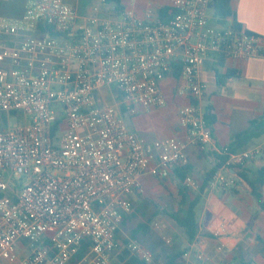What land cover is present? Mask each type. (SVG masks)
Returning <instances> with one entry per match:
<instances>
[{"label": "built area", "instance_id": "2783aa9c", "mask_svg": "<svg viewBox=\"0 0 264 264\" xmlns=\"http://www.w3.org/2000/svg\"><path fill=\"white\" fill-rule=\"evenodd\" d=\"M14 1L0 0V264H110L122 255L152 263L151 250L119 232L133 196L147 195V176L188 164L187 144L167 139L148 150L119 107H164L162 84L178 66L180 95L190 99L180 124L190 144L227 157L212 182L233 186V171L264 147H216L200 71L210 57L264 58V37L211 18L214 0H175L166 22L124 11L86 23L66 0H23L19 14H3ZM113 88L119 106L100 99ZM185 183L199 188L191 176Z\"/></svg>", "mask_w": 264, "mask_h": 264}, {"label": "crops", "instance_id": "0c3cea01", "mask_svg": "<svg viewBox=\"0 0 264 264\" xmlns=\"http://www.w3.org/2000/svg\"><path fill=\"white\" fill-rule=\"evenodd\" d=\"M66 1L76 8L80 22L86 23L93 17L119 19L124 11H132L142 19L166 22L170 19L164 15L161 18L160 11L172 8L175 0H120L121 7L116 3L107 4L105 0ZM232 9L236 14L235 20L243 28L264 37V0H232ZM233 20L230 17L227 24ZM218 74L224 77L220 82ZM200 77L208 86L202 107L207 113L212 111L215 118L210 126L216 147H230L236 135L249 127L251 120L264 116V58L236 61L210 57L203 64ZM182 86L180 71L178 74L173 71L162 84L167 101L164 107L140 110L135 114L128 113L124 107L119 109L129 128L145 139L148 150L154 151L157 141L167 139L187 144V177H193L199 185L198 189L189 188L188 196L192 199L194 191L201 189L209 172L217 166L218 155L221 154L215 149L200 151L196 145L189 143L187 131L179 120L180 109L190 104L187 96L180 95ZM106 90L114 92L113 97L119 104L120 94L117 90ZM259 146L264 147V135L238 151ZM263 167L264 155L233 171L235 185L217 186L211 180L204 193L199 191L195 195L193 200L199 194L201 200L196 207L199 230L193 243L189 242L185 232L164 218H160L159 228L152 226L150 230L141 229L140 226L145 224L141 223L131 236L137 237L142 246L154 253L153 264H264V210L257 199L247 192L239 177V173L244 172L256 179ZM174 170L175 167L164 178L147 176L144 179L148 195L146 198L133 196L134 212L126 217L119 232V236H125H121L125 241L130 239L129 233H125L127 225L146 204L156 198L163 200L169 195L180 198V181ZM261 193L264 197V185ZM199 206H202L200 214L197 211ZM223 226L226 232L217 236L216 233ZM137 230H140V234L145 232L140 235L136 233ZM176 237L183 249L176 248ZM161 238H171L173 241L170 250L164 254L156 246ZM119 261L118 258H112L110 264H120Z\"/></svg>", "mask_w": 264, "mask_h": 264}, {"label": "trees", "instance_id": "16d2710c", "mask_svg": "<svg viewBox=\"0 0 264 264\" xmlns=\"http://www.w3.org/2000/svg\"><path fill=\"white\" fill-rule=\"evenodd\" d=\"M105 2L107 4L116 3L118 7H121L120 0H105ZM211 8L214 10L215 15L219 17L220 23H225L226 19L232 17L234 19L233 20L234 26L237 28H242V26L235 20L236 14L232 9V0H214ZM172 12H173L172 8L163 9L160 11V17L162 18L164 15L166 18L170 19L172 17ZM178 71H180V68L176 66L174 69V74H178ZM227 77H229V75ZM217 78L219 82L224 79V77H222L219 74L217 75ZM214 119L215 118L213 116L212 111L208 112L207 113L208 123L212 124ZM263 135H264V116L251 120L249 127L242 133L236 135V137L234 138L233 142L230 145V149L232 151H238L243 147L247 146L251 141L260 138ZM226 159H227L226 156L218 155V164L215 168L212 169L211 172H209L207 178L205 179V183L200 189L201 194L205 192L213 176L217 173L222 163ZM174 171L180 181L178 188L181 196V204L182 205L189 204V207L187 210L183 211V215L171 213L170 216L173 218L176 225L179 226L185 232L189 242L193 243L197 237L199 230L196 207L198 206L201 200V195L199 194L194 200L189 201V196H188L189 187L185 183L187 179V175L189 174L188 166H176ZM239 177L242 179L247 192L257 199L261 209L264 210V197L263 194L261 193V187L264 185V167L259 170L258 177L256 179L250 178L244 172H240ZM140 228L147 229L148 226L142 224ZM136 233H140V230H137ZM88 248L89 245L86 244L84 249L76 257V259L79 260L88 250ZM126 264H153V263H147L138 257H132L131 259L126 261Z\"/></svg>", "mask_w": 264, "mask_h": 264}, {"label": "rangeland", "instance_id": "374dc122", "mask_svg": "<svg viewBox=\"0 0 264 264\" xmlns=\"http://www.w3.org/2000/svg\"><path fill=\"white\" fill-rule=\"evenodd\" d=\"M22 5H23V0H15L11 4H5V5L2 6V8L4 10L3 13L5 15H10V16L17 15L22 10ZM209 16L211 18L215 17V12H214L213 9H211L209 11ZM113 95H114V92H112L111 90H106L105 89L103 95L100 96V99L103 100V101H106L108 103H111L113 105L119 106L117 99L114 98ZM18 123H20V120L18 118L12 119V125L13 126H16ZM195 191H194V195H193L192 199H189V201H192L193 198L195 197V195L198 194L200 190H195ZM147 195H148V193H147ZM147 195L146 196H142V198H146ZM188 207H189V204H185V205L181 204V196H180V198H177L175 195H169V197L163 198V200L159 199V198H156L155 200L152 201V203L146 204L145 207L143 209H141L139 211V213L136 214L135 217L132 218L131 223L127 225L125 233H129L128 235H130V239H127V241L133 240V241H137V242L141 243V241H139L137 239V237L131 236V234L134 231V229L138 225H140L141 223H145V225H147L148 229L150 230L151 227L152 226L155 227L154 224L159 222L162 218L166 219L167 222H169L172 225H174L175 228H177L180 231L184 232L179 226L176 225V223L174 222V220L170 216V214L173 213V214L183 215V211L187 210ZM201 210H202V206H199L197 208V211H198L199 214H200ZM144 232L145 231H142L141 234H143ZM121 236L125 237L124 235H121ZM121 236H119L120 239L122 241H124V242H127ZM172 243H173V241H172ZM171 245L172 244H167L165 242V238L164 239L161 238L158 242H156V246L160 250L161 254L167 253L170 250V248H171L170 246ZM175 246H176L177 249L178 248H182L183 249V247L180 246V241H179L178 237H176ZM18 252L21 253L22 249L18 248ZM118 259L120 260L119 261L120 264H126L127 256L122 255Z\"/></svg>", "mask_w": 264, "mask_h": 264}]
</instances>
